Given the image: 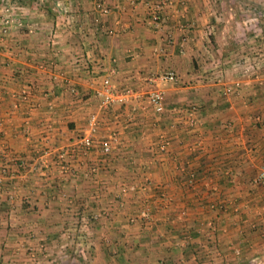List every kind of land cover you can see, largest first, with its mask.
I'll use <instances>...</instances> for the list:
<instances>
[{
    "label": "crops",
    "instance_id": "0c3cea01",
    "mask_svg": "<svg viewBox=\"0 0 264 264\" xmlns=\"http://www.w3.org/2000/svg\"><path fill=\"white\" fill-rule=\"evenodd\" d=\"M239 1L217 33L211 0H0V264H264V0Z\"/></svg>",
    "mask_w": 264,
    "mask_h": 264
},
{
    "label": "built area",
    "instance_id": "2783aa9c",
    "mask_svg": "<svg viewBox=\"0 0 264 264\" xmlns=\"http://www.w3.org/2000/svg\"><path fill=\"white\" fill-rule=\"evenodd\" d=\"M96 1H97L96 7L100 11V13H103V14L107 13L108 8L103 4L102 0H96ZM156 9H157V6L155 5L150 15V19L154 22L158 21L160 18L158 13L156 12ZM3 12L4 13L2 14L0 18V24H1L0 41L4 40V36L7 33V27L9 26L12 20L9 7L4 8ZM30 29L28 28V31H30ZM254 64H255V60L254 61L252 60L251 62H248V63L246 62L244 71H249L251 69L256 68ZM160 79L161 80H166V79L176 80V76L172 71H166L160 75ZM215 81L220 82L221 81L220 76L216 77ZM229 90H230L229 87L224 86L221 91L223 94H226ZM95 94L100 99L101 104L109 105L113 102L122 103L126 99H128V97H130L133 93L130 89L118 90L114 88L111 85L109 78L104 77L100 83V87H98L95 90ZM146 101L151 106L152 110L155 113H162L164 111L163 94L161 91L154 90V91L149 92L146 96ZM194 113H195V109H193L192 107L189 110L185 111L187 122L190 125L194 123V120H195ZM96 124H97L96 115L95 114L89 115L86 120V129L82 133L81 137L79 138V142L83 147H88L93 142V136L96 132ZM116 140H117L116 134L110 133L107 138L102 139L99 142L101 150L104 153L109 152L111 148V143H114ZM164 147H165V141L161 144L160 149L163 150ZM252 182L259 184L264 189V166H261L258 169L256 176L252 179Z\"/></svg>",
    "mask_w": 264,
    "mask_h": 264
},
{
    "label": "rangeland",
    "instance_id": "374dc122",
    "mask_svg": "<svg viewBox=\"0 0 264 264\" xmlns=\"http://www.w3.org/2000/svg\"><path fill=\"white\" fill-rule=\"evenodd\" d=\"M237 2L240 3L239 0H211L212 9L214 10L213 13H212V15H214L213 16V18H214V25H217L219 28L224 27L225 26V23H226L225 22V18L227 16V12H229L232 8L237 7ZM246 5L247 6H250L249 4H245V6ZM246 13H248V12H246ZM249 16L250 15L248 14V17ZM246 20L247 19H245V21ZM234 26H235V23H233L231 26H229L228 28L225 29V31H227V34L230 35L229 36L230 39L231 38L234 39V37L236 35V32H238L236 28H233ZM218 31H220V30H218ZM217 33H219V32H217ZM221 35L222 34H218L217 35V37H216L217 40H219L218 38H220ZM245 50L247 52H251L250 49H245ZM72 258L78 259L75 255H74V257L71 256V255H69V257L67 258V260L73 261Z\"/></svg>",
    "mask_w": 264,
    "mask_h": 264
},
{
    "label": "trees",
    "instance_id": "16d2710c",
    "mask_svg": "<svg viewBox=\"0 0 264 264\" xmlns=\"http://www.w3.org/2000/svg\"><path fill=\"white\" fill-rule=\"evenodd\" d=\"M218 30H220V28L217 25H214V31L218 32ZM229 43H227L223 47H219V52H218L217 55H219V54L224 55L226 52H228V50H229ZM217 47H218V44H217Z\"/></svg>",
    "mask_w": 264,
    "mask_h": 264
}]
</instances>
